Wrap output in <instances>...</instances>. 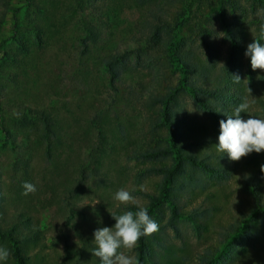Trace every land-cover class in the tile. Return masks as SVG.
<instances>
[{"label": "rangeland", "instance_id": "rangeland-1", "mask_svg": "<svg viewBox=\"0 0 264 264\" xmlns=\"http://www.w3.org/2000/svg\"><path fill=\"white\" fill-rule=\"evenodd\" d=\"M163 2L167 11L159 12L170 20L175 7L170 1ZM105 3L112 8L119 5L118 15L112 21L101 17L110 32H97V41H91V23L99 26L97 15L94 20L91 15ZM80 4L82 8L78 0H0V57L14 58L0 60L4 72L0 74V124L20 142L34 131L37 122L25 110L38 109L49 112L57 122L55 127L64 133L56 159L59 166L44 156L42 146L33 139L18 146H0L2 205L7 217L21 212L39 229L41 241L31 246V256L39 251L45 264H72L65 257V242L78 249L82 237L89 240L88 249L96 251L95 264H133L135 242L125 229L126 205L146 208L149 196L158 193L163 179L157 170L160 160L136 153L153 141L147 128L157 117L145 96L156 86L174 85L176 73L160 50L139 51L140 59L128 60L126 50L133 49L132 41L126 44L129 38L145 33L143 25L140 27L149 16L145 7L135 6L132 0H80ZM212 4L207 0L201 5L195 22L208 28L219 73L228 42ZM243 4V12H234L253 36V20L259 11L250 2ZM204 13L207 17H201ZM37 27L41 28L40 37H35ZM254 44L251 55L257 56L258 65L252 67L256 79L264 83V46L258 39ZM199 49L202 52V47ZM114 53L115 59L123 62L113 67L123 66V74L121 81L111 82L115 77L104 65L114 59ZM243 62L242 73L249 67L247 58ZM246 78L242 76L244 82ZM261 96L264 99V94ZM257 100L247 97L243 103L246 115L234 135L233 171L219 177L212 171L203 172L195 191L185 195L184 208L203 209L205 222L196 227L178 219L176 231L166 227L164 241L172 250L169 262L163 257L162 264L174 262L176 256L184 264H264V175L259 205L244 187L249 165L256 163L264 169V156L253 157L251 151L255 136L264 141V118L256 113L260 109ZM175 108L179 116L188 115L210 127L205 110L194 105L188 94L179 95ZM85 162L91 168L98 165L99 171L83 180L76 193L69 178L77 176ZM0 264H14L1 239Z\"/></svg>", "mask_w": 264, "mask_h": 264}, {"label": "trees", "instance_id": "trees-1", "mask_svg": "<svg viewBox=\"0 0 264 264\" xmlns=\"http://www.w3.org/2000/svg\"><path fill=\"white\" fill-rule=\"evenodd\" d=\"M167 1L172 2L175 7L168 17L170 20L159 12L167 11L163 0H132L135 6L137 4L145 7L149 16L140 22V27L143 25L145 33L141 37L129 38L126 43L133 42L131 44L133 49L126 50L130 62L133 58L140 59L139 53L136 52L141 51L146 54L150 50H160L161 55L166 58L167 66L173 68L176 73L174 85L164 84L161 89L156 86L148 96H145L156 109L157 117L153 124L149 122L147 128V131L151 132L148 136L153 141L148 146L145 144L144 147L137 149L136 153L160 160L162 163L157 170L163 174V179L158 185V193L149 196V204L146 208L140 209L133 203L126 205L127 228L125 229L135 242L133 264H162L163 257L168 263L171 248L164 241L165 228L172 227L176 231L178 226L175 223L178 219L188 221L196 227L199 223L205 222L202 217L203 209L194 208L188 211L184 208L187 201L185 195L195 191L202 180L203 172L212 171L219 177L228 176L233 171L236 166L237 145L234 135L239 133L238 123L240 125L246 115L243 103L247 97L258 98L260 109L256 113L264 118V99L261 96L264 94V83L255 77V69L252 65H258L256 62L258 60H255L258 58L256 55H251L255 53L256 39L264 46V0H210L213 3L211 10L215 13V18L228 42L219 73L215 71L218 57L207 35L208 28L201 26L200 21L195 22L199 18L201 5L207 0ZM244 1L250 2L255 6L254 9L259 11L253 20L255 22L253 36L247 34L244 22L240 21L234 12L244 11L242 8ZM78 4L80 8V0ZM111 6L105 3L91 15L93 20L97 15L95 21L99 23V26L91 23V41H97V32L103 34L105 29L106 32H110L105 21H112L119 12V5L113 8ZM200 15L207 17L205 13ZM101 17L105 18L104 24ZM131 27L129 32L133 30ZM34 31H36L35 37H40L41 28L37 27ZM199 47H202V52ZM113 57V60L105 62V70L111 74V77H115L110 80L111 82L121 81L123 66L117 70L113 66L123 61L115 59V53ZM262 57L259 56L260 59ZM9 58L10 55L6 58L2 55L0 60L6 61ZM245 58L249 67L242 73ZM10 59L14 60V58ZM0 74H4L1 67ZM243 75L247 77L246 82L242 79ZM181 94H188L194 105L205 110L210 121L209 128L191 120L188 115L179 116L175 106ZM25 111L37 122L34 131L31 130L33 132L20 142L28 143L29 138L38 142L43 148L44 156L55 160V165L59 166L56 159L60 155L59 148L63 144L64 133L55 127L56 120L49 112L43 110L26 109ZM1 120L0 115V122ZM15 138L17 137L9 132L8 127L0 124L1 147H9L13 144L18 146L20 142ZM251 151L253 157L264 156L263 139L255 136L254 148ZM86 164L87 162L83 164V168H78L77 176L69 178L73 180L76 193L80 192L83 180L91 178V173L96 174L99 171L98 165L91 168V165L87 167ZM249 166L244 187L254 196L256 205H259L263 199L264 169L256 163ZM1 181L0 179V239L6 243L14 264H45L44 257L38 253L39 251H35L31 256V246L33 248L41 241L39 229L33 227L32 222L24 218L21 212L7 217L2 205L4 195ZM166 209L168 214L165 223H162ZM129 226L131 228L128 229ZM161 230H163L162 234H160ZM81 239L82 246L78 249L65 242L66 260L72 264H95L93 258L96 251L94 248H91V251L88 249L91 244L87 238ZM198 256V261L202 260V252ZM32 257L33 259L30 260ZM178 257L176 256V260L170 264H184V260ZM98 264H101V261Z\"/></svg>", "mask_w": 264, "mask_h": 264}]
</instances>
